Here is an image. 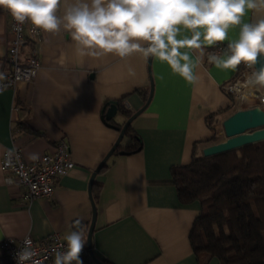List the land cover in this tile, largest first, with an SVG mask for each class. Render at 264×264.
Segmentation results:
<instances>
[{
	"label": "crops",
	"instance_id": "1",
	"mask_svg": "<svg viewBox=\"0 0 264 264\" xmlns=\"http://www.w3.org/2000/svg\"><path fill=\"white\" fill-rule=\"evenodd\" d=\"M72 2L61 0L57 15ZM259 17L264 8L246 12L243 22ZM8 22L9 13L0 7V77L9 70L4 59L12 36ZM238 32V26L230 28V39ZM28 44L22 45V54ZM31 46L39 59L33 80L0 88V160L6 148L15 146L31 162L63 140L73 167L57 177L52 197L28 200L24 186L4 182L0 165V240H37L53 232L63 240L75 227L86 238L92 218L89 179L119 132L103 121L101 110L117 101L126 113L120 109L113 122L122 124L146 102L151 85L149 102L129 125L137 148L114 151L93 179V253L106 264H201L189 241L200 204L179 201L171 168L188 164L193 153L203 156L205 146L225 139L218 135L217 141L210 140L221 129L224 113L239 103L223 87L237 69L217 68L209 62L211 46H206L195 69L198 79L189 83L167 63L150 58L148 64L140 53L124 58L81 55L71 31L63 27L44 31ZM190 55L195 59L201 53L192 49ZM252 102L242 101L236 108ZM131 142L124 137L121 145ZM87 256L83 261L95 264ZM5 263L0 248V264ZM203 264L219 262L211 258Z\"/></svg>",
	"mask_w": 264,
	"mask_h": 264
},
{
	"label": "clouds",
	"instance_id": "2",
	"mask_svg": "<svg viewBox=\"0 0 264 264\" xmlns=\"http://www.w3.org/2000/svg\"><path fill=\"white\" fill-rule=\"evenodd\" d=\"M61 0H0L19 24L29 22L46 31L69 29L81 55L115 54L121 58L140 53L169 65L189 83L206 46L227 41L222 54L208 56L217 68L235 71L241 64L252 69L244 87L264 89V17L243 22L246 12L264 8V0H73L57 15ZM239 27L238 37L229 30ZM201 55H190V50ZM259 64V67L257 65ZM129 75H135L130 66ZM2 91V90H0ZM245 102L252 99L245 93ZM258 111H264L257 109ZM35 159V156H33ZM63 250H54L53 264H83L81 253L88 240L75 227L63 236ZM30 236L15 254L17 264H35Z\"/></svg>",
	"mask_w": 264,
	"mask_h": 264
},
{
	"label": "trees",
	"instance_id": "3",
	"mask_svg": "<svg viewBox=\"0 0 264 264\" xmlns=\"http://www.w3.org/2000/svg\"><path fill=\"white\" fill-rule=\"evenodd\" d=\"M241 71L239 65L230 82ZM124 137L131 145L121 140L115 151L137 148L130 127ZM210 140H218L216 130ZM171 177L181 203L200 204L189 231L199 263L216 258L219 264H264V139L210 156L193 153L188 164L171 168Z\"/></svg>",
	"mask_w": 264,
	"mask_h": 264
},
{
	"label": "built area",
	"instance_id": "4",
	"mask_svg": "<svg viewBox=\"0 0 264 264\" xmlns=\"http://www.w3.org/2000/svg\"><path fill=\"white\" fill-rule=\"evenodd\" d=\"M7 12L9 13L8 10ZM8 27L12 36L8 41L4 59L9 65V70L4 76L0 77V88H14L17 82L33 80L39 68V59L33 47L28 48L27 54H22L21 48L25 41L34 43L44 32V30L29 22L19 24L10 13ZM224 45L226 43L218 42L216 45L211 46L207 52L208 56L213 52L222 54ZM250 71L252 69L242 64L240 77L223 86L225 90L233 95L235 102H239L236 107H241L242 101H244L241 97L245 93L252 97L251 100L253 102L250 107L264 104L263 89L252 92L244 87L246 77ZM0 165L4 171V182L6 184L18 183L24 186L26 188V198L33 200L52 197L57 177L72 168L73 161L70 156L69 146L65 141L60 140L56 142L51 152L42 154L31 162L23 159L19 147L6 148L2 153ZM24 238L4 237L0 240V248L5 254V264H17L15 254L18 251V247L22 245ZM32 241L34 250L37 253L34 257L35 264H53L54 250H63L62 245L65 243L54 232L37 240L32 239ZM87 255L88 250L85 246L81 253V259L83 260ZM83 264L93 263L83 261Z\"/></svg>",
	"mask_w": 264,
	"mask_h": 264
},
{
	"label": "water",
	"instance_id": "5",
	"mask_svg": "<svg viewBox=\"0 0 264 264\" xmlns=\"http://www.w3.org/2000/svg\"><path fill=\"white\" fill-rule=\"evenodd\" d=\"M150 62V58L148 59V64ZM260 63H264V59L260 60ZM259 67V64L257 65ZM264 90V89H263ZM152 93V86L150 85V91L146 102L135 112L129 115L122 124H116L114 118L120 114V109L118 102L113 100L109 101L106 106L101 110L103 121L109 125L117 129L118 136L112 144L111 148L99 162V164L93 170L89 183H88V194L91 198L92 204V218L87 230L86 239L88 240L86 244V248L88 250V254L93 260L95 264H106L103 260L97 258L92 249V231L94 227L95 221V205L91 195V187L93 183V179L96 173L102 168L106 160L109 156L117 149L120 144L126 129L129 127L131 121L145 108ZM257 109L264 110L263 105H255L252 107L246 108H236L235 104L227 110L223 115V120L221 122V129L218 130V135L224 136V140H220L213 144L207 145L202 149L203 156H210L214 154H218L230 149H234L240 147L242 145L250 144L256 141H260L264 139V111H258Z\"/></svg>",
	"mask_w": 264,
	"mask_h": 264
},
{
	"label": "rangeland",
	"instance_id": "6",
	"mask_svg": "<svg viewBox=\"0 0 264 264\" xmlns=\"http://www.w3.org/2000/svg\"><path fill=\"white\" fill-rule=\"evenodd\" d=\"M117 118L119 119V116L118 115L115 117V119H117Z\"/></svg>",
	"mask_w": 264,
	"mask_h": 264
}]
</instances>
